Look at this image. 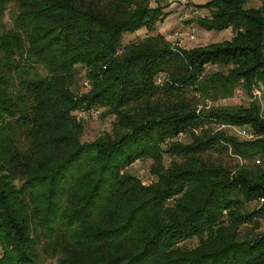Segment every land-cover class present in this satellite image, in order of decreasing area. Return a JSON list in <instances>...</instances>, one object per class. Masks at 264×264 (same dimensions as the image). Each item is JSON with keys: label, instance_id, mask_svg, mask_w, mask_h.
I'll return each instance as SVG.
<instances>
[{"label": "trees", "instance_id": "1", "mask_svg": "<svg viewBox=\"0 0 264 264\" xmlns=\"http://www.w3.org/2000/svg\"><path fill=\"white\" fill-rule=\"evenodd\" d=\"M248 1L196 4L190 23L232 36L186 48L156 32L161 0H0V264H264V0ZM239 87L249 106L216 105ZM92 110L112 129L83 141ZM146 159L149 184L129 170Z\"/></svg>", "mask_w": 264, "mask_h": 264}, {"label": "rangeland", "instance_id": "2", "mask_svg": "<svg viewBox=\"0 0 264 264\" xmlns=\"http://www.w3.org/2000/svg\"><path fill=\"white\" fill-rule=\"evenodd\" d=\"M208 0H195L197 4L205 3ZM263 3V0H249L247 3V7H260ZM167 7V6H166ZM204 15L208 14V11L202 12ZM169 16L163 21L159 22L157 25L156 32H161L166 37L171 40L173 43L179 44L182 47L192 48L194 46L199 45H207L211 42L223 41L225 39H230L232 36L231 29L224 30L221 32L217 31H206L205 29L198 26L196 23H190L189 19L181 21V11L179 7L175 4V6L169 10ZM194 29V39H190L188 34L192 32ZM178 32V33H177ZM150 32L146 29H142L138 31V33L128 34L125 36V42L134 41L138 38H143L147 36ZM85 80V69L78 66V75H77V83H76V91L84 92L88 89L84 84ZM260 87L256 89L255 94L257 95L258 100L261 103L262 111L264 115V85L259 84ZM253 97L249 96L246 90L242 87L236 89L234 95L228 99H222L216 102V105H244L249 106ZM101 114V113H100ZM114 120V116L110 115L105 118H102L101 115L98 116H89L88 118H84L85 131L83 134V141H92L96 137L110 132L112 129V122ZM222 128V127H221ZM246 128V127H245ZM224 129L230 133L237 136L240 135V130L243 128L236 127H227ZM184 140L185 136L182 137ZM214 156H217L216 154ZM226 160L229 163H233V160L230 157L226 156ZM166 163L168 159L166 158ZM151 164L152 161L149 159L146 160H137L133 163L129 170L138 176L145 184H149L157 179L155 175L151 173ZM256 206V205H254ZM260 230L264 231V218L261 219V227ZM197 242L194 240L191 242V245L196 244ZM1 253V247H0ZM43 258L46 259L44 264H57V260L55 256L47 255L44 253Z\"/></svg>", "mask_w": 264, "mask_h": 264}, {"label": "built area", "instance_id": "3", "mask_svg": "<svg viewBox=\"0 0 264 264\" xmlns=\"http://www.w3.org/2000/svg\"><path fill=\"white\" fill-rule=\"evenodd\" d=\"M173 3H176L181 11V21L187 20L189 18L198 17L202 14V10L200 7H198L195 3H192L191 0H174ZM178 33V32H177ZM190 39H194V29L191 33L188 34ZM207 106L211 105V101L209 99H206ZM99 112L96 110H92L90 112L91 116H98ZM240 134L243 135L247 139H251L255 137V134L253 132H250L248 129H241Z\"/></svg>", "mask_w": 264, "mask_h": 264}, {"label": "crops", "instance_id": "4", "mask_svg": "<svg viewBox=\"0 0 264 264\" xmlns=\"http://www.w3.org/2000/svg\"><path fill=\"white\" fill-rule=\"evenodd\" d=\"M192 1V3H195V4H197L196 2H195V0H191ZM174 2V0H161V4H168V7L165 9L166 11H169L170 9H172L174 6H175V4L176 3H173ZM207 2V1H206ZM200 4H203V3H200ZM154 5H156V3H154ZM177 5V4H176ZM178 6V5H177ZM202 10V12H204V11H208L207 9H201ZM142 30V29H141ZM140 31V30H139ZM136 33H138V31L136 32Z\"/></svg>", "mask_w": 264, "mask_h": 264}]
</instances>
